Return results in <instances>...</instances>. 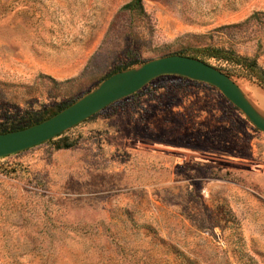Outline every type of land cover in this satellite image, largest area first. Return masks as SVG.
<instances>
[{
    "label": "rangeland",
    "instance_id": "obj_1",
    "mask_svg": "<svg viewBox=\"0 0 264 264\" xmlns=\"http://www.w3.org/2000/svg\"><path fill=\"white\" fill-rule=\"evenodd\" d=\"M129 1L0 0V132L179 51L264 68V0ZM135 93L0 157V264H264V131L206 82Z\"/></svg>",
    "mask_w": 264,
    "mask_h": 264
},
{
    "label": "water",
    "instance_id": "obj_2",
    "mask_svg": "<svg viewBox=\"0 0 264 264\" xmlns=\"http://www.w3.org/2000/svg\"><path fill=\"white\" fill-rule=\"evenodd\" d=\"M178 75L216 86L258 129L264 131V115L247 98L232 76L203 59L173 53L150 59L138 67L111 74L96 88L56 114L24 128L0 132V157L14 154L63 133L127 97L162 75Z\"/></svg>",
    "mask_w": 264,
    "mask_h": 264
},
{
    "label": "trees",
    "instance_id": "obj_3",
    "mask_svg": "<svg viewBox=\"0 0 264 264\" xmlns=\"http://www.w3.org/2000/svg\"><path fill=\"white\" fill-rule=\"evenodd\" d=\"M123 8L126 10H129L132 13L135 12V13H139L142 15H145L146 13L143 0H130L123 6ZM201 51L202 52H200V54H189L184 51H179L178 53L203 59L204 61L219 67L220 69L224 70L225 72L229 74L234 73V74L246 76L250 79L257 81L259 84H261L264 87V68L258 65L257 60L255 58L240 55L237 52H235L233 49H225V48L214 47V46H206L202 48ZM210 59H214L216 61V64L211 62ZM221 62H225L226 65L223 66ZM115 72H117V70ZM174 76H177V75H174ZM77 99H74L73 101L66 103V104H53V105L45 106L44 108L40 110L31 111L28 113L26 117H24V119L14 120L10 124V126L7 129H4L3 131H10V130L24 128L26 126L42 121L56 114L63 108L67 107L68 105L76 101ZM113 104L115 103L109 104L108 106L101 109L99 112H101L104 109H107L109 106ZM97 113H95L91 117H94L95 115H97ZM91 117L85 119V121L90 119ZM63 134L64 132L51 138L48 141H53L56 144V147L58 149L69 148L75 145L76 142L74 140H70L67 136Z\"/></svg>",
    "mask_w": 264,
    "mask_h": 264
},
{
    "label": "bare ground",
    "instance_id": "obj_4",
    "mask_svg": "<svg viewBox=\"0 0 264 264\" xmlns=\"http://www.w3.org/2000/svg\"><path fill=\"white\" fill-rule=\"evenodd\" d=\"M236 81L254 107L264 115V89L244 81Z\"/></svg>",
    "mask_w": 264,
    "mask_h": 264
}]
</instances>
